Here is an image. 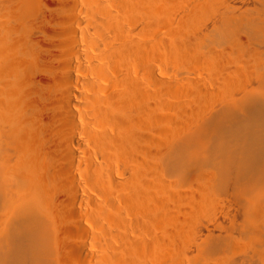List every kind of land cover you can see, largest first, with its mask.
<instances>
[{"label": "bare ground", "instance_id": "1", "mask_svg": "<svg viewBox=\"0 0 264 264\" xmlns=\"http://www.w3.org/2000/svg\"><path fill=\"white\" fill-rule=\"evenodd\" d=\"M262 174L264 0H0V264H264Z\"/></svg>", "mask_w": 264, "mask_h": 264}, {"label": "rangeland", "instance_id": "2", "mask_svg": "<svg viewBox=\"0 0 264 264\" xmlns=\"http://www.w3.org/2000/svg\"><path fill=\"white\" fill-rule=\"evenodd\" d=\"M264 182V177L263 174L261 175L260 178V182L259 184ZM217 208L219 206V210L218 211H236L237 206H236V202L234 201L235 198L234 196L230 193V190L227 191H222L221 193L219 192V196L217 197ZM94 208L92 205L87 206V211H93ZM204 224H206V226L208 227V229L210 231H212L214 229V225L211 223H207L204 222Z\"/></svg>", "mask_w": 264, "mask_h": 264}]
</instances>
